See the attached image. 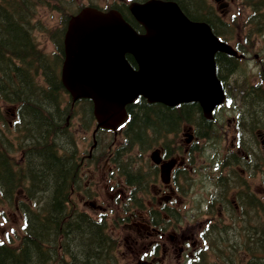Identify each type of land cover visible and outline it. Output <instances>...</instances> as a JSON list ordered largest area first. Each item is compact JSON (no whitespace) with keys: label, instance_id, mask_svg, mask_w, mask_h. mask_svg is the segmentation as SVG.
<instances>
[{"label":"flooded vegetation","instance_id":"1","mask_svg":"<svg viewBox=\"0 0 264 264\" xmlns=\"http://www.w3.org/2000/svg\"><path fill=\"white\" fill-rule=\"evenodd\" d=\"M242 54L244 57L239 58L241 61L250 60L247 51H243ZM127 57L131 61L130 57ZM253 58L259 59L256 54ZM257 67L258 71L262 69L261 65ZM238 94L240 104L237 107V116L231 120L227 119L224 125L205 120L198 105L187 103L173 107L160 104L161 109L171 111L172 123L160 125L156 122H146L141 128L143 142L153 144L162 138L166 143L162 148L155 150L158 153V163L151 162L155 170V176L151 175V178L154 177L150 184L151 188L145 174L141 176V187L138 188L140 195H138L142 200L147 196L151 200L149 203L135 200L131 209L134 211L139 206L140 213L132 211L129 217L125 216L126 229L136 234V236L129 235L132 240L128 248L133 251L134 256L130 264H165V258L172 259L166 256L167 252L177 251L175 237L178 238L179 258L182 257L180 263L177 260L178 264H190L196 260L197 248L201 246L202 232L197 230L192 233L181 225L182 223L184 225L181 215L183 209L186 210V215L192 216L191 219L184 220L185 223H201L199 229H205L217 218L228 219L231 209L239 213L251 203L259 205L261 201L264 202V193L261 189L251 188V180L264 172L261 167V158H264V102L260 100L261 96L264 98V83L249 86L244 84L239 88ZM135 106L137 107L138 104ZM196 111L199 120L195 115ZM135 125V122L132 123L128 129L132 135ZM209 135H215L229 142L218 155L221 156V165L216 172L212 170V160L216 154L215 149L210 146ZM170 141L171 145L168 144ZM206 146L209 148L205 151L208 154L205 157L207 162L197 165L196 156L198 153L204 154L200 151ZM106 164L107 161L104 162L105 167ZM161 166H164L168 173H161ZM115 174V169L110 167L108 175L113 177ZM205 180L208 185L204 184ZM129 183L133 185L134 179H130ZM113 186L112 184L110 189H114ZM131 187L132 200L131 193L135 190L133 186ZM4 189L6 190L5 183L0 180L1 197ZM78 195L82 205L91 208L92 214L84 215L82 211H76L70 215L71 210L76 207L73 205L66 207L64 204L66 195L63 191L60 205L68 216L59 220L50 219L49 235H62L64 240L69 242L70 226L67 224H76L77 221H81V216L89 218L91 215L98 216L97 212L93 213L94 209L98 211L102 209L100 203H97L98 197L90 199L85 195L84 189L78 192ZM216 208H218L217 216L213 215ZM219 209H224V212ZM200 213L203 214L198 215ZM201 218L203 220H200ZM3 249V243H0V250ZM1 261L0 264H7L4 259Z\"/></svg>","mask_w":264,"mask_h":264},{"label":"water","instance_id":"2","mask_svg":"<svg viewBox=\"0 0 264 264\" xmlns=\"http://www.w3.org/2000/svg\"><path fill=\"white\" fill-rule=\"evenodd\" d=\"M218 1V0H215ZM137 34L116 10L83 8L68 21L61 82L74 98H89L98 126L114 129L138 95L149 102H198L203 115L224 100L214 55L236 52L205 22L189 20L174 1L131 3ZM134 57L136 69L124 59Z\"/></svg>","mask_w":264,"mask_h":264},{"label":"trees","instance_id":"3","mask_svg":"<svg viewBox=\"0 0 264 264\" xmlns=\"http://www.w3.org/2000/svg\"><path fill=\"white\" fill-rule=\"evenodd\" d=\"M44 1L0 0V91H8L9 94L6 95V98L20 104L18 116L29 132L25 138L31 139L35 147L30 149L26 155L29 179L39 189H35V191L38 190L50 195L46 219L59 220L64 216L63 207L60 205L61 192L68 190L75 183L78 173L73 164L75 163L74 159L68 149L65 150V154L69 157H62L58 154L59 143H66L63 139L66 134L65 131L71 139L65 125L66 115L70 110L67 105V108L61 107L63 100L60 95L61 87L58 84V78H56L57 72L53 68L54 72H51L52 75L49 76L51 78H47L51 67L49 66L50 59L36 48L31 33L32 20L36 13L35 4L37 6L43 5ZM173 1L190 19L207 22L213 32L219 36L229 32L228 24L207 0ZM47 3L48 5L52 3L53 8L59 9L63 4L65 7L66 1L48 0ZM250 6L253 10L251 19L255 21L258 27L262 16L259 9L264 6V0L250 2ZM119 10L125 19L130 21L137 30H140V27L132 23L124 11L120 8ZM54 43L57 48H60L61 36L56 37ZM226 58L222 54L216 55L218 72H220L221 65L223 68L228 67ZM39 70L41 71V82L36 80ZM140 101L142 100H138L137 103L128 107L131 116L130 121L136 123L135 127L138 130L141 131L146 122H156L160 125L172 123L169 109H161L159 105H146ZM4 165L9 166L6 163ZM6 167L5 169H8ZM7 177L9 178H5L7 179L6 182L12 178L11 175ZM18 179L24 180L26 177L20 176ZM16 182L19 184L18 181ZM262 209H264L263 205ZM81 217V221H77L76 224H67L70 226L69 244L74 248L77 259L89 260L94 256L98 257L104 251L107 237L103 228L97 226L99 224H94L87 217ZM49 224L50 221L48 226L43 229V227H39L38 216L35 217L34 221L32 217L29 235L25 236L23 240V245L26 247H22L19 253L7 248L0 250V263L4 259L7 264H45V258L40 253L39 241L42 237L41 234L48 232ZM260 227L259 242L257 241L258 238L251 239L249 237L243 243L248 246L252 245L249 248L251 259H253L250 264H264V223ZM257 242L260 245L258 254L254 249Z\"/></svg>","mask_w":264,"mask_h":264},{"label":"rangeland","instance_id":"4","mask_svg":"<svg viewBox=\"0 0 264 264\" xmlns=\"http://www.w3.org/2000/svg\"><path fill=\"white\" fill-rule=\"evenodd\" d=\"M113 1L127 2V0H73L69 9L65 10L70 11L72 8L76 7L81 3H89L94 6L107 9L111 6V3ZM207 1L217 10V4H215L213 0ZM224 1L227 3V5L225 8H222V10H220V16L228 24L229 32L227 33V35L223 36L226 39V42H228L231 46H238L239 50H241V47L243 46L245 47V49L247 48L250 60L236 62L234 73L229 75L228 77H224V85L226 84L227 88L230 89V91L232 92L231 94L233 95V100L227 101L218 110V112H216L217 119L223 121V124L228 121L227 119H232V117L234 118L236 114V112L234 113L233 110L240 103L238 100L239 94L237 91L240 84L243 87V81L247 80V86L254 84L262 85L263 80L259 77V75L263 74L264 72V70L262 69L258 71L257 67L259 66L258 61H262L264 64V6L259 9V11H261L260 13H262V16L260 18L259 26L257 27L255 21L251 19L253 10L250 6V2H254L255 0ZM35 16L36 17L34 19V23L38 26V28L37 30L33 31V37L37 44V47L42 52L52 54L51 52L53 51V43L50 41L49 32L59 26V23L62 20V13L61 11H55L51 8H38L36 10ZM255 54L258 56V60L253 58ZM223 73H225V68H223L221 65L220 74L222 75ZM75 106L77 107V105ZM3 107L4 119L7 122H11L13 109L7 105H4ZM128 125H126L125 129L128 127ZM219 127L221 128V124L219 125ZM125 129L122 131L124 132ZM92 130L93 123L92 125H90L87 122H80L77 118L72 119L71 122L68 124L69 133L73 132L74 137L76 139L75 144L72 145L75 146L78 155L81 157V159H83V162H81V174L83 176L81 186H83L87 191H89L91 196L98 197L101 203L104 204V207L109 206V208L112 209L113 213L111 214L109 212L110 215L108 217V223L110 225L106 222V226H108V228H111L115 225L114 213L117 210L120 211L121 216H125V214H127L128 212L133 211V209H131V204H129L128 206V202H124V200H126V196H128V199L130 200L129 202L132 201L133 203H135V200L138 202L149 203L151 198L147 196L145 199L142 200V198L139 197L140 193L137 188L141 187V183L138 182V186L134 185V190H136L135 192L133 191L131 193V200V197L128 193V190H126V187H130L132 185L126 183L125 173H123V175H121L119 179L117 176L111 177L112 181L109 182V168H104V166H102V164L99 162L98 166L95 165L98 156L103 154L107 156L109 152H111L113 156L123 153L120 158L124 159L126 162H129V167L131 168V170H133V172H139L140 179L142 178L141 176L145 174L148 181V185L150 186L154 178H151V175L155 176V170L149 158L150 153L154 150L162 148L166 141H163L161 138L154 144H139L140 142L135 139V136L138 135V131H135V136L132 135L134 137L135 142H131L130 140L128 144H124L123 132H101L96 136L95 139H92ZM93 144L94 146H96L94 149L92 148ZM168 144L171 145L172 142L170 141ZM147 146L150 147L146 149ZM227 146V140L224 141L222 139V142L219 143L218 141L213 146V148H218L215 149V151L219 154V151L220 153H222L223 149ZM92 149L93 151L91 154L90 150ZM207 149H209L208 146L204 147L203 151H200L204 152V154H197V165L206 164L207 160L205 157H207L208 154L205 151ZM89 154H91V158H88ZM19 156L20 154L16 153L13 158L18 159ZM87 170L89 171V174H87ZM93 170H95L94 173ZM203 170H205V168H203ZM260 180L262 182V186L260 185ZM263 181L264 176H262L261 178L260 176L255 177L253 180H251V188L262 189V187H264ZM110 184H114L113 187L115 189L111 190L109 188ZM204 184L208 185L206 180L204 181ZM115 191L122 193L120 196V201L115 199ZM16 193L18 197L23 201V203H28L30 196L26 195L21 188H17ZM10 195L14 196L15 190ZM1 198L2 197H0V243L16 246L21 236H23L21 212L24 208L27 207L26 205H18V203L15 201V198H13L12 201L1 200ZM74 203H76V209H84V206L81 204V202H79V195H76V198L74 197L73 206ZM20 207H22V210L20 209ZM217 209L218 208L214 209L213 215L215 216H217ZM97 211L98 210L95 209L93 213ZM185 211V209L181 211V215L183 218L182 220L184 222V225L183 223L181 225L185 226L192 233L196 232L197 230H202L199 229V227H201V223H185L184 220L191 219L192 217L190 215H186ZM219 211L224 212V209H219ZM133 212L139 214L140 207L138 206ZM90 213L92 214V212H89V214ZM202 214L203 213H200L198 215ZM238 217H240L238 215V212L234 211L233 214L228 217V219L217 218L213 221V223H211V225H209L210 231L207 232L208 239H210L209 247L204 249V262L202 264H250V262L253 260L251 259L252 256H248L246 252L247 249L245 248L246 246H244L243 244L246 242V232H242L240 235H238L237 231H247V228L252 224L257 227V230H259L261 228L260 226L262 225V223H264V214H262V210L259 211V215L251 211L249 217L246 219L244 218V221L242 219H239ZM200 220H203V218H201ZM126 236L129 235L125 234V238L124 235H122L116 244L115 251L117 264H129V262L132 261L133 253H131V250L128 248L131 244L132 238H126ZM175 239L177 251L170 250L167 252L166 256L172 259L165 258V264H178V261L180 263V259H182V257L179 258L178 254V238L175 237ZM200 261L201 260H199V262Z\"/></svg>","mask_w":264,"mask_h":264}]
</instances>
